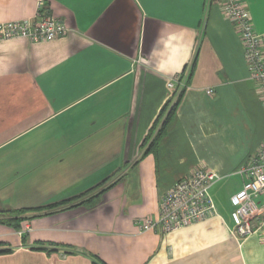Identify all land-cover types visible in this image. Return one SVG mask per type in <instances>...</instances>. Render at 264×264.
I'll list each match as a JSON object with an SVG mask.
<instances>
[{
    "label": "crops",
    "instance_id": "0c3cea01",
    "mask_svg": "<svg viewBox=\"0 0 264 264\" xmlns=\"http://www.w3.org/2000/svg\"><path fill=\"white\" fill-rule=\"evenodd\" d=\"M245 1L264 33V0ZM46 8L66 35L0 41V264H264V225L239 239L231 217L239 168L264 141V101L218 1ZM36 14L37 0H0V22ZM197 168L221 176L216 214L141 230Z\"/></svg>",
    "mask_w": 264,
    "mask_h": 264
},
{
    "label": "built area",
    "instance_id": "2783aa9c",
    "mask_svg": "<svg viewBox=\"0 0 264 264\" xmlns=\"http://www.w3.org/2000/svg\"><path fill=\"white\" fill-rule=\"evenodd\" d=\"M217 1L240 35L250 78L257 83L264 101V33L255 30L245 0ZM46 3L47 0H37V14L33 18L0 22V41L27 38L40 42L66 35L69 29L67 24L50 14ZM177 81L172 79L169 86L175 88ZM208 93L212 94L213 89H208ZM239 172L246 180L231 197V217L233 233L243 239L256 231V219L264 225V141L256 154L239 168ZM220 177L218 172L205 168H197L190 175L182 177L162 195L159 216L142 220L138 224L140 229L149 231L159 227L163 232H169L216 214L210 190Z\"/></svg>",
    "mask_w": 264,
    "mask_h": 264
},
{
    "label": "trees",
    "instance_id": "16d2710c",
    "mask_svg": "<svg viewBox=\"0 0 264 264\" xmlns=\"http://www.w3.org/2000/svg\"><path fill=\"white\" fill-rule=\"evenodd\" d=\"M177 93H178L177 100H176V102L172 105V107H171L169 113L167 114V116H166V118H165L163 124L161 125L160 129L156 132V135H155L152 139H150L152 133L149 134V135L146 137V139H145V143H147V141H150V143H149V148H147V150H151V149L155 148V147L158 145L159 140H160V139L162 138V136L165 134L166 126H167L168 122L171 120V117H172V115H173V113H174V110H175L176 107H177V104H178V102H179V99L181 98V95H182V93H183V89L179 90V92H177ZM165 108H166V106H165ZM154 129H155V126L153 127V130H154ZM98 263H99V264H102L101 261H96V262H95V264H98Z\"/></svg>",
    "mask_w": 264,
    "mask_h": 264
},
{
    "label": "rangeland",
    "instance_id": "374dc122",
    "mask_svg": "<svg viewBox=\"0 0 264 264\" xmlns=\"http://www.w3.org/2000/svg\"><path fill=\"white\" fill-rule=\"evenodd\" d=\"M3 212H6V211H3ZM3 217L8 219V217H5V216H3Z\"/></svg>",
    "mask_w": 264,
    "mask_h": 264
}]
</instances>
